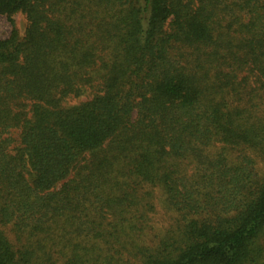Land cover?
Instances as JSON below:
<instances>
[{"label": "trees", "instance_id": "16d2710c", "mask_svg": "<svg viewBox=\"0 0 264 264\" xmlns=\"http://www.w3.org/2000/svg\"><path fill=\"white\" fill-rule=\"evenodd\" d=\"M0 16V264H264V0Z\"/></svg>", "mask_w": 264, "mask_h": 264}, {"label": "rangeland", "instance_id": "374dc122", "mask_svg": "<svg viewBox=\"0 0 264 264\" xmlns=\"http://www.w3.org/2000/svg\"><path fill=\"white\" fill-rule=\"evenodd\" d=\"M14 19L16 21V25L18 27L20 34L23 35L27 26L26 16L23 13H19L14 16ZM11 30H12V26L9 20H7L5 16H0V38L8 37L11 33Z\"/></svg>", "mask_w": 264, "mask_h": 264}]
</instances>
